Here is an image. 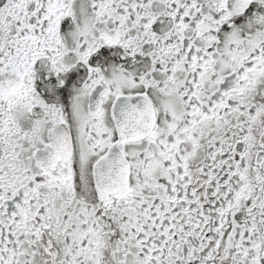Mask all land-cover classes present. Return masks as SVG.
I'll return each mask as SVG.
<instances>
[{
	"label": "snow or ice",
	"instance_id": "obj_1",
	"mask_svg": "<svg viewBox=\"0 0 264 264\" xmlns=\"http://www.w3.org/2000/svg\"><path fill=\"white\" fill-rule=\"evenodd\" d=\"M0 264H264V0H0Z\"/></svg>",
	"mask_w": 264,
	"mask_h": 264
}]
</instances>
